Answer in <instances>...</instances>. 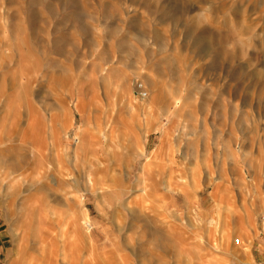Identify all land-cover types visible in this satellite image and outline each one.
I'll use <instances>...</instances> for the list:
<instances>
[{"label": "rangeland", "instance_id": "1", "mask_svg": "<svg viewBox=\"0 0 264 264\" xmlns=\"http://www.w3.org/2000/svg\"><path fill=\"white\" fill-rule=\"evenodd\" d=\"M0 264H264V0H0Z\"/></svg>", "mask_w": 264, "mask_h": 264}, {"label": "built area", "instance_id": "2", "mask_svg": "<svg viewBox=\"0 0 264 264\" xmlns=\"http://www.w3.org/2000/svg\"><path fill=\"white\" fill-rule=\"evenodd\" d=\"M142 85L140 84V87H141Z\"/></svg>", "mask_w": 264, "mask_h": 264}]
</instances>
